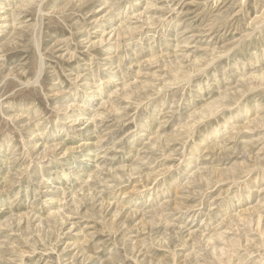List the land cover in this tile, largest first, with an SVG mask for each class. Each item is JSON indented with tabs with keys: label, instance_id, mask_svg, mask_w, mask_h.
<instances>
[{
	"label": "rangeland",
	"instance_id": "rangeland-1",
	"mask_svg": "<svg viewBox=\"0 0 264 264\" xmlns=\"http://www.w3.org/2000/svg\"><path fill=\"white\" fill-rule=\"evenodd\" d=\"M0 264H264V0H0Z\"/></svg>",
	"mask_w": 264,
	"mask_h": 264
}]
</instances>
